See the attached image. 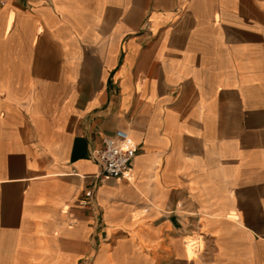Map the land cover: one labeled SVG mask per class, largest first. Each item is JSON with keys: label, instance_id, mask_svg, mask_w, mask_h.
<instances>
[{"label": "crops", "instance_id": "0c3cea01", "mask_svg": "<svg viewBox=\"0 0 264 264\" xmlns=\"http://www.w3.org/2000/svg\"><path fill=\"white\" fill-rule=\"evenodd\" d=\"M0 264H264V0H4Z\"/></svg>", "mask_w": 264, "mask_h": 264}, {"label": "built area", "instance_id": "2783aa9c", "mask_svg": "<svg viewBox=\"0 0 264 264\" xmlns=\"http://www.w3.org/2000/svg\"><path fill=\"white\" fill-rule=\"evenodd\" d=\"M3 1L0 0V5ZM136 154L137 146L130 140L128 133L116 130L111 136L102 140L100 149L92 150L89 153V158L97 166V179L129 181ZM92 198L93 194L87 193L83 206L90 205Z\"/></svg>", "mask_w": 264, "mask_h": 264}, {"label": "bare ground", "instance_id": "6f19581e", "mask_svg": "<svg viewBox=\"0 0 264 264\" xmlns=\"http://www.w3.org/2000/svg\"><path fill=\"white\" fill-rule=\"evenodd\" d=\"M131 140V139H130Z\"/></svg>", "mask_w": 264, "mask_h": 264}]
</instances>
